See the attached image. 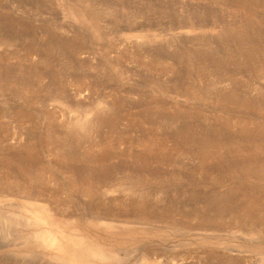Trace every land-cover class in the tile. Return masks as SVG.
<instances>
[{
	"label": "rangeland",
	"instance_id": "1",
	"mask_svg": "<svg viewBox=\"0 0 264 264\" xmlns=\"http://www.w3.org/2000/svg\"><path fill=\"white\" fill-rule=\"evenodd\" d=\"M0 264H264V0H0Z\"/></svg>",
	"mask_w": 264,
	"mask_h": 264
},
{
	"label": "bare ground",
	"instance_id": "2",
	"mask_svg": "<svg viewBox=\"0 0 264 264\" xmlns=\"http://www.w3.org/2000/svg\"><path fill=\"white\" fill-rule=\"evenodd\" d=\"M106 219H107V218H106ZM45 233H46V232H45ZM40 234H41V233H40ZM42 235H43V234H42ZM40 237H41V236H40ZM42 237H43V236H42ZM49 240H50V239H49ZM49 240H48V241H49ZM46 241H47V240H46ZM106 254H108V253H106ZM103 255H104V254H103ZM101 256H102V255H101ZM103 257L105 258V255H104ZM107 257H108V255H107ZM114 257H115V256H114ZM114 257H113V258H114ZM100 258H102V257H100ZM100 258H99V259H100ZM104 258H102V259H103V260H106V259H104ZM108 259H109V258H108ZM117 259H118V258H117Z\"/></svg>",
	"mask_w": 264,
	"mask_h": 264
}]
</instances>
